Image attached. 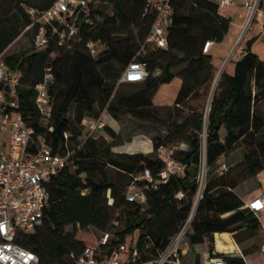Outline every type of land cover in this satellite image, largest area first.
<instances>
[{"label": "trees", "instance_id": "1", "mask_svg": "<svg viewBox=\"0 0 264 264\" xmlns=\"http://www.w3.org/2000/svg\"><path fill=\"white\" fill-rule=\"evenodd\" d=\"M51 2L0 0V55L32 22L26 8L44 10ZM103 2L112 4L110 14L99 9ZM90 3L94 23H81L75 37L59 43L50 35L43 50L32 46L2 56L12 70L20 71L17 110L35 136H42L56 153H71L69 165L46 183L48 201L41 222L22 231L17 242L37 254V264H76L83 248L107 233L102 255L127 244L130 260L125 264L153 260L165 251L192 211L203 155L208 172L187 232L190 246L206 244L212 253L215 233H230L238 244L255 237L260 222L234 192L236 180L228 173L218 175L216 170L226 164L221 157L260 131L264 118V61L252 51L256 37L246 42L233 73L223 71L220 75L208 109L203 150V104L191 103L205 100L214 78L213 56L203 52L205 43L222 42L231 26V18L221 13L219 2L169 0L172 13L166 47L147 41L155 19L154 10H145L147 0ZM259 9L264 13V0ZM36 29L28 31L31 37ZM88 40L99 41L103 50L90 55ZM132 61L144 62L147 76L139 83L118 84ZM47 68L53 73L49 85L53 112L46 121L35 96ZM157 69L159 74H155ZM169 87H173V95L164 103ZM160 108L169 109V113L161 114ZM103 112L115 120L128 115L163 127L166 134L152 139L154 154L115 152L113 148L123 142L119 133L106 124L103 130L110 140L104 135L89 137L82 123L85 117L99 118ZM161 144L175 147V157L186 166L184 172L146 190L145 204L128 201L125 192L134 176L145 168L154 175L162 169L163 162L156 154ZM242 163L244 176L257 177L264 169V147L246 149ZM178 193H182L180 198ZM88 228L99 232L91 243L86 242L89 235L84 231ZM251 252L250 248L242 250L245 257ZM219 255L227 264H245L238 252ZM201 256L197 253L193 264H203ZM262 260L259 252L253 263L248 262Z\"/></svg>", "mask_w": 264, "mask_h": 264}, {"label": "built area", "instance_id": "2", "mask_svg": "<svg viewBox=\"0 0 264 264\" xmlns=\"http://www.w3.org/2000/svg\"><path fill=\"white\" fill-rule=\"evenodd\" d=\"M261 0H246L244 6L248 10L247 25L251 18L260 12ZM234 0H219V8L233 5ZM90 0H52L48 8H26L32 22L23 32L32 30V46L43 50L49 43L50 35L56 36L59 43L79 34L81 23L92 26L94 19L91 17ZM145 10H154L155 19L147 36V41L159 47L167 46L168 25L171 19L172 8L169 0H147ZM244 35L242 31L236 43H240ZM211 42L207 41L203 52L207 53ZM104 46L97 40H88L86 49L92 56H96ZM147 76V67L144 62L132 61L124 69L118 80L120 83H139ZM20 71L12 70L0 55V264H37L38 256L35 252L17 242L18 235L31 229L41 222L48 201L47 181L57 175L61 169L69 165L71 153L59 154L48 146L42 136H35L34 129L27 124L25 118L17 110L18 88ZM53 80V73L47 68L43 80L37 85L35 104L47 121L52 116L53 102L49 94V85ZM105 112L99 118L85 117L82 121L88 131L89 137L104 129L106 125ZM70 136L69 132L65 137ZM205 149V147H204ZM158 158L163 162L162 169L154 175L149 168H145L128 185L125 196L128 201L145 204L146 190L157 188L166 183L170 177L180 175L185 170V164L175 157V147L161 144L156 149ZM226 169V164L220 170ZM206 167H201L198 174V189L195 193L193 209L182 225L180 231L171 239L168 247L160 255L147 262L136 264H191L185 262L182 255H186L189 230L193 212L202 197L206 181ZM264 176V169H263ZM141 182V183H139ZM178 193L177 197H181ZM244 208L251 210L260 222V230H264V192L253 196L244 204ZM109 235L103 234L95 244H87L76 264H125L128 259L127 244H122L110 254H101V244H105ZM228 244V242H224ZM216 245V240H215ZM217 246V245H216ZM230 250V249H222ZM235 252L243 256L245 264H250L237 247ZM264 264V242L260 247ZM213 251L206 255L203 264H227ZM135 252L131 254L135 256ZM76 258L75 254H71ZM133 259V257H132ZM134 260V259H133Z\"/></svg>", "mask_w": 264, "mask_h": 264}, {"label": "rangeland", "instance_id": "3", "mask_svg": "<svg viewBox=\"0 0 264 264\" xmlns=\"http://www.w3.org/2000/svg\"><path fill=\"white\" fill-rule=\"evenodd\" d=\"M244 8L246 12L244 13V24L242 27L241 32H244L243 38L240 41V43H236L234 47H238L239 51H236L235 54L232 56V54L228 56H220L218 57V60L221 61L220 64L215 66V72H214V78L211 82L209 94L204 99H199L193 101L191 104L193 105H202L203 104V110H204V125H203V131L201 133V143L204 150L205 147V141L207 137V123H208V109L210 106V102L212 99V96L214 94V91L217 87V83H215V79L217 75H221L223 71H227L225 68L226 64H231L232 62L235 63L237 59L242 55L243 49H239L240 46L245 47L246 41L249 40L252 37H256L252 44V51L255 52L259 59L264 61V13L257 12L252 18L251 23L247 25V18H248V10L244 6V0H234L233 5H228L223 11L227 12L231 8ZM99 9L104 14H110L112 12V4L109 2H103L99 5ZM260 17V20L258 19ZM100 20L102 18H99ZM240 32V33H241ZM31 34L27 32H21V34L6 48V50L2 53V56H7L12 53L17 52H23L27 51L30 48H32V39ZM238 38V37H237ZM237 41V40H236ZM242 50V51H241ZM228 59V60H227ZM227 61V63L224 65V63ZM232 63L231 65H234ZM182 66L177 67L174 69V71H178L181 69ZM232 71V72H231ZM233 68L230 67V72L233 73ZM159 70L157 69L155 71V74H159ZM220 78V77H219ZM218 78V80H219ZM215 83V84H214ZM173 87L168 88L167 96L164 98V103H167L170 99V97L173 95ZM261 110L264 111V105L261 106ZM160 113L163 115H167L169 113V109L167 108H160ZM111 119V120H110ZM106 124H108L112 129H114L122 139V144L115 146L113 150L118 153H144V154H154L153 146H152V139L157 136H164L166 134V130L163 127L154 126L146 122H139L138 120L133 119L132 117L126 115L120 120H115L114 118H109V120L106 118ZM261 127L260 131L256 133L255 136L249 137L246 142H239L236 144L233 149L225 156L221 157L220 160L226 162L227 169L222 170H216V173L218 175L222 173H228L230 178L236 180V187L234 188V192L243 200L244 204L248 202L250 198L255 196L256 194H259L262 189L264 188V180H263V173L262 169L258 172L257 177H249L244 176L243 167L244 164L242 163L244 152L248 148H257L258 150L261 149V147H264V118H261ZM3 135V133H0V137ZM100 135H104L108 140L110 138L107 136V134L104 132L103 129H101L97 134L96 138ZM206 167V161L202 159L201 167ZM114 170L112 171V173ZM208 168L206 167L205 174L207 175ZM116 174V172H114ZM195 196L193 199L194 204ZM193 209V208H192ZM194 215V214H193ZM262 220L264 221V216L262 217ZM86 232L89 237L86 240L87 243H91L93 240L98 238L99 232L94 230L93 228H88ZM232 237V234L230 235ZM222 242H228L224 237L221 239ZM264 242V230H259L258 234L255 237L249 238L245 240L244 242L238 244L239 248L243 250L244 248H250L252 250L251 254H249L246 258L250 262L253 263V258H256L258 253L260 252V247L262 243ZM217 243V239H216ZM186 248V255H182V259L185 262H190L191 264L194 263V257L197 255V253L202 254V260H204L205 255L203 253L206 251L207 255H212L211 252L206 250V244H200L196 245L195 248H192L189 244V242H185L183 245ZM214 250L216 248L214 247Z\"/></svg>", "mask_w": 264, "mask_h": 264}, {"label": "crops", "instance_id": "4", "mask_svg": "<svg viewBox=\"0 0 264 264\" xmlns=\"http://www.w3.org/2000/svg\"><path fill=\"white\" fill-rule=\"evenodd\" d=\"M215 1L219 2V0H215ZM245 1L246 0H244V2ZM226 7L221 8L220 11H221V13L223 15L228 16V17L231 18V26H230V29H229L228 33L226 34V36H225V38L223 39L222 42H219V43H217V42L214 43L213 42L210 45V48L208 50V52L213 56V64L215 66L221 63V61L218 60V57H220V56H223V57L225 56L226 57V56H228V55H230L232 53H233L232 54V56H233L236 51H239L238 50V47L235 48L234 45L236 44L237 37L239 36V34H240L241 30H242V27H243V24H244V17H245L244 13L246 12V10L244 8H238L237 7V8H231L229 11L224 12L223 10ZM260 12H262V10H260ZM258 19L260 20V17ZM239 49H244V47L242 48V46H240ZM229 63L226 64V66H225V68L227 69L228 72H230V67L233 68V66H234V65H231L234 62H232L231 64H229ZM105 118H107L109 120V118H112V117L109 116L108 114H105ZM216 234H219V233H215L214 234V240H216ZM227 234H229V236L231 235L230 233H227ZM230 239L233 242V248H231L230 250L225 251V250L219 249L215 245V248H216L215 251L220 252V253L235 252V249L237 247H239V245L234 240L233 237L230 236ZM204 255H205V258H206L207 253H205ZM205 258H204V260H205Z\"/></svg>", "mask_w": 264, "mask_h": 264}, {"label": "bare ground", "instance_id": "5", "mask_svg": "<svg viewBox=\"0 0 264 264\" xmlns=\"http://www.w3.org/2000/svg\"><path fill=\"white\" fill-rule=\"evenodd\" d=\"M226 63H227V61L224 63V65ZM219 77L220 76L218 74L217 77H216V79H215V83H217ZM193 214H194V212H193ZM222 237H224L226 240H228V244H224V242L221 241ZM216 239H217L216 245H217V247L219 249H231V248H233V242L231 241L229 234H227V233H219V234H216ZM225 251H227V250H225Z\"/></svg>", "mask_w": 264, "mask_h": 264}]
</instances>
